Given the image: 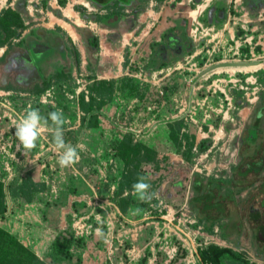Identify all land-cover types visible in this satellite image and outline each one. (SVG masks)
<instances>
[{
  "label": "rangeland",
  "instance_id": "obj_1",
  "mask_svg": "<svg viewBox=\"0 0 264 264\" xmlns=\"http://www.w3.org/2000/svg\"><path fill=\"white\" fill-rule=\"evenodd\" d=\"M2 1L0 12L7 8L20 10L25 27L0 46V61L9 49L23 50L31 38L40 39L37 43L49 49L33 48L30 57L19 59L21 68L31 71L25 85L16 82L19 73L15 70L6 75L7 86L0 82V178H15L20 183L31 170L30 178L38 185L28 203L9 199L10 210L0 217V225L47 264H76L78 257L80 264H203L208 261L203 252L212 246L229 248L230 253L222 257L226 264H264L263 256L249 243L245 225L229 237L223 236L219 223L207 230L197 214H201L203 203L192 199L197 177L203 182L215 178V199L225 210L219 222L226 223L227 215L236 207L242 222L248 219L252 201L247 199V192L257 188L259 177L252 172L246 175V185L234 199L221 198L217 187L222 184L224 192L233 191V184L226 183L231 177H241L239 168L246 170L242 164L250 162L248 157L241 161L239 153L243 135L264 93V6L256 14L243 0H228L217 9L212 6L213 11H225L222 19L212 10L206 14L207 21L202 18L205 27L214 25L215 30L204 33L201 27L197 29L198 21L187 23L185 31L192 50L156 69L148 66L153 43L161 41L164 29L176 24L179 18L174 16L179 11L175 9L182 0H148L136 20L129 9L123 11L129 16L114 27L91 24V19L84 18V14L94 12L85 0H41L33 14L28 10V0ZM198 1L193 0L192 6ZM58 3L73 10L69 18L76 29L71 35L50 26L51 33L64 40L67 61L57 48V39L48 43L41 33L43 23L49 20L43 17ZM75 12L80 13L81 23L76 22ZM55 15L64 14L59 10ZM84 29L99 37L97 63L96 54L90 53L84 43ZM222 62L254 64L222 66L201 74ZM100 80L112 84L105 89L99 113L88 123L90 115L81 106L82 97L89 100L91 87ZM100 101L98 98L96 104ZM30 106L44 117L63 111L68 121L64 139L77 146L78 163L60 167L51 131L43 132L31 151L20 146L14 125ZM172 121L178 123V133L169 126ZM48 127H54L50 120ZM125 140L155 149L156 160L144 162L142 168L155 164L161 168L160 174L147 182L151 191L158 193V199L142 203L130 183L121 189L127 164L122 156L114 155V148ZM204 145L207 148L203 149ZM70 176L84 180L90 191L66 196ZM181 179L182 193L175 194V185ZM248 185L252 187L246 188ZM74 201L82 204V213L73 210ZM164 205L173 207L167 218L159 212ZM136 208L141 211L133 214L130 209ZM97 228L103 235L96 233ZM61 231L80 239L79 244L70 247L71 256L54 246Z\"/></svg>",
  "mask_w": 264,
  "mask_h": 264
},
{
  "label": "trees",
  "instance_id": "obj_2",
  "mask_svg": "<svg viewBox=\"0 0 264 264\" xmlns=\"http://www.w3.org/2000/svg\"><path fill=\"white\" fill-rule=\"evenodd\" d=\"M89 1L94 7H96V12H91L89 14H84L83 16L86 19L94 20L97 23H101L104 25H108L111 27H114L117 22L121 19H125L129 16V14L124 13L126 8H131L133 11V15L135 16V20L138 18V13L144 8V5L147 3L148 0H87ZM245 5L249 8L250 12L252 14L258 13L259 9L264 6L259 4L257 1L250 5L248 2L246 4V1L244 2ZM107 10L106 13L101 14L100 10ZM187 25V21L184 18H179L176 20V24L174 26H171L167 28L162 36L161 41H156L153 43V50L151 54V58L149 60V67L152 68H161L164 65H167L174 59H178L181 56H183L186 52H190L193 48L192 43L187 38V33L185 31ZM25 27L24 20L22 18L21 12L18 9H12L7 8L0 12V46H3L6 44L13 36L18 35V29H23ZM83 40L84 43L87 46V50L92 53L96 54V57H94L95 62L97 63L100 59V56L98 55V49H99V37L94 34L89 29H84ZM46 39L48 43H50L51 39H57V48L61 52V55H63V59L67 61L65 58L66 56L64 54L65 50L64 48L65 43L63 38L56 34L53 35L48 30H42L41 32ZM40 39L38 38H31L28 40L27 44L24 46L23 50H17L15 48L9 49L6 51L5 55L2 57L0 61V82L3 86H7L6 83V75L9 72H12L13 70L17 71L19 73V80H16L21 86L25 85V77H29L31 74L30 70L22 69L19 65V59L21 57H30L31 55V49L36 47L37 42H39ZM33 42L31 48L29 47V44ZM52 46V45H51ZM35 49H49V47H36ZM76 55L78 57V51L75 48ZM34 71H32L33 73ZM27 74V75H26ZM108 80H100L98 82H95V84L91 87L92 91L89 100H86L85 97H82L81 106L84 109V111L90 115L88 123L91 122L92 118L98 114V109L104 104V99L106 95V90L108 89L109 85ZM112 84V83H111ZM37 85V84H36ZM38 86V85H37ZM94 91H97V94H94ZM101 100L99 102V105L96 104V102ZM262 99L264 101V93L262 95ZM42 111V110H41ZM259 124V120L255 122V125ZM169 126L172 128V132H179L180 128L178 126L177 122H169ZM207 148V145L203 146V149ZM114 155H120L122 156L127 164V172L125 173L121 189L124 188V185L126 183H130V187L137 181V179L140 176H144L146 178V182L152 181L154 179L153 177L156 176V174L159 173L161 168L158 166V164H155L152 168L146 166L142 168V165L144 162H150L156 160V151L154 148L148 146L147 144H144L142 142H135L130 143L127 142V140L121 142L116 148H114ZM28 175L25 176L22 179V182L17 183L15 178L5 181L0 178V217L3 218L7 215V213L10 210V204L9 199L12 200L13 203L22 201L24 203L30 202L35 192L38 190L37 183H34L33 180H31V170H27ZM238 173L241 177L236 179H229L226 184H233V191L227 190L223 191L222 184H219L217 189L219 190V194L221 198H232L234 199L236 193H239L244 187L245 181L244 175L245 173L241 170H238ZM160 174V173H159ZM158 174V175H159ZM196 179V178H195ZM197 180H201L199 177H197ZM196 181V180H195ZM194 181V182H195ZM216 181L215 178H210L207 180V182H213ZM225 183V182H222ZM196 187H198L197 182L193 183ZM184 185V180H179L175 187V194L182 193V187ZM90 189L88 188L87 184L82 180L81 178H78L77 176H70L69 182L67 184L66 188V196L72 194V195H79L82 193L89 192ZM197 195H202L200 193V189H198ZM200 203H203V206H206L207 200L205 197L201 198ZM146 203V202H142ZM193 200H191V206L193 208H196V204ZM237 204V203H236ZM73 210L79 214L82 213V204L80 202L74 201L73 204ZM206 209V210H205ZM123 211H126L125 208H123ZM207 207L203 210H201V214L199 216L200 221H205V228L207 230H212L214 227V224L218 221V219H221L224 215V208L223 205L220 203L219 206V212L220 216L217 218L213 216V214H207L206 213ZM232 220L234 222L232 223V226L235 227L236 223L240 222V212L239 209L237 211H232ZM203 214V215H202ZM231 226V227H232ZM224 229V227H222ZM225 231V230H224ZM223 231V236L227 237V232ZM80 243L79 238H75L72 234H69L68 232L61 231L55 241L54 246L56 247L58 252H65L67 256H71L70 253V247L74 246L76 244ZM184 253V252H183ZM230 253L229 248L225 247H217L212 246L208 247L206 250H204V258L208 261L213 262L214 264L217 263H223L222 257ZM81 259L78 257L77 263L80 264ZM0 264H47L32 248L25 245L14 233L11 231L5 229L0 225Z\"/></svg>",
  "mask_w": 264,
  "mask_h": 264
},
{
  "label": "flooded vegetation",
  "instance_id": "obj_3",
  "mask_svg": "<svg viewBox=\"0 0 264 264\" xmlns=\"http://www.w3.org/2000/svg\"><path fill=\"white\" fill-rule=\"evenodd\" d=\"M258 2L261 5H264V0H246L250 5H253L255 2ZM258 114H260L258 116ZM259 120V124L255 125V122ZM251 129L254 133H251ZM264 101L261 99L259 107L256 109L255 116H253L246 132L242 138V147L239 155L241 156V161L244 158H250V162H243L242 167L246 166V170L239 168V170L245 173V179L248 180L249 173H253L255 176L259 177L255 183H259L257 188H253L252 185H248L246 188L252 187L253 192L248 190L247 199L252 201L248 207V219L245 221V232L249 234V243L253 248H256V253H260L264 258V196H259L264 194ZM247 163V164H246ZM248 165V166H247ZM211 177H208L210 179ZM232 179H236L231 177ZM195 181V180H194ZM198 184L196 187L193 184L195 190V196L192 199L200 200L202 197H205L207 200L206 206L207 210L219 204V200L216 201V196L214 195V190L212 188L213 182H203L202 180H196L194 183ZM204 186V187H203ZM201 187H203L201 189ZM198 189L202 195H197ZM254 190L257 192L255 193ZM191 201V200H190ZM202 207L201 210L204 209ZM206 210V209H205ZM199 211V210H198ZM199 214V212H197ZM225 223V222H224ZM243 230V229H241ZM233 234H238L237 231H233ZM261 249V250H260Z\"/></svg>",
  "mask_w": 264,
  "mask_h": 264
},
{
  "label": "clouds",
  "instance_id": "obj_4",
  "mask_svg": "<svg viewBox=\"0 0 264 264\" xmlns=\"http://www.w3.org/2000/svg\"><path fill=\"white\" fill-rule=\"evenodd\" d=\"M260 114H258L259 116ZM51 121L54 127L49 128ZM68 123L62 110L53 111L47 117L41 115L39 109L29 107L25 115L15 123V137L24 150L31 151L37 146L41 134L51 131L53 134L52 148L58 155V164L61 168H68L79 162L77 146L67 143L64 139V125ZM133 193L141 202H151L158 199V193L151 191V185L144 176H140L132 185ZM133 214H138L141 209H130ZM96 233L103 235L102 229L97 228Z\"/></svg>",
  "mask_w": 264,
  "mask_h": 264
},
{
  "label": "crops",
  "instance_id": "obj_5",
  "mask_svg": "<svg viewBox=\"0 0 264 264\" xmlns=\"http://www.w3.org/2000/svg\"><path fill=\"white\" fill-rule=\"evenodd\" d=\"M85 1L87 3H84V4L86 6L88 5L89 6V9H92V11H94V12L97 11L96 7H94L89 1H87V0H85ZM192 1L193 0H182L181 1V6L179 5L177 7V9H175V10L179 11V14H177L178 16L176 15L174 17L175 18H184V19H186L187 23H189V24L190 23H194L195 21H198L199 24H203L204 25L202 18L207 21L206 14H207V12L209 10H212V9H210L212 6L216 7V9H217L218 6H221L223 3L226 5V3L228 2V0H199L195 4V6L193 7L192 4H191ZM245 1L246 0H243V3ZM246 4H247V2H246ZM53 6H54L53 7L54 10H51V11L49 10L48 11V15H46V17H43V18H49L48 21H45L43 23V25H44V28L43 29H45V30H48L49 29L48 31L49 32H52L51 31L52 27H50V26H54V28H57V26H58V27H60L64 31L67 30V32L69 34H71V35H73L72 33H74V32L76 33V29H74L72 23H70V18H69V15L71 13H73V10H71L67 6H65V8H64L59 3H58L57 6H55V5H53ZM129 9H131V8H126L125 11H128ZM59 10L63 12V14H64L63 17H60L58 15H55V12H57ZM99 12L101 14H104V13L107 12V10L104 9V10H100ZM212 12L215 15H218L220 19H222L223 17H225V11L222 10V9H218V10H214V11L212 10ZM75 13H77V16H76V14H73V15H74L75 18L77 17V19H78V20L76 19L77 20L76 22L81 23L82 22V19L80 17V13L79 12H75ZM146 15L147 14H145L144 17L147 18ZM144 17H142V21H143V18ZM216 19L217 18L214 17L213 18V21H216ZM162 20L166 21L165 19H162ZM90 22H91V24H93V22L94 23H97L94 20L93 21L91 20ZM174 25H175V23H172L167 28H169L171 26H174ZM213 27H215V26L213 25ZM166 29H164L162 31V33L160 34L161 36H162L163 32ZM200 200L202 201V199H200ZM200 200H199V202H200ZM216 206H220V203L218 205H216ZM216 206H215V208H216ZM212 208L214 209V207H212ZM212 208H211V210L208 209V211H206V213L207 214H212L213 213V216L216 217V218L218 216H220V212L218 211L219 208L215 212L212 211ZM236 211H237V207H236ZM216 212H217V214H216ZM199 215L200 214H198V216ZM224 215H225V213H224ZM224 215H223V217H221V219L224 218ZM232 219H233L232 218V213L230 212L229 215H227V222L226 223H221V222H219L220 219H218V221L214 225H216V224L219 223L218 224V227L219 228L220 227L221 228L224 227V229L222 228V230L223 231L225 230L227 232V237H229L230 235L233 234L232 233L233 231H237V233H239L241 231L242 227L245 225V221L243 220L244 222H242V220H241L240 222L236 223V226L235 227H233L232 226V223L234 222V220H232Z\"/></svg>",
  "mask_w": 264,
  "mask_h": 264
},
{
  "label": "built area",
  "instance_id": "obj_6",
  "mask_svg": "<svg viewBox=\"0 0 264 264\" xmlns=\"http://www.w3.org/2000/svg\"><path fill=\"white\" fill-rule=\"evenodd\" d=\"M5 2H7V0H5ZM40 2H41V0H28V10H29V12L33 14L35 9H36L35 5L39 4ZM40 10H41V12H43L42 8H40L39 11ZM200 27L202 28L204 33L205 32L206 33H210V31H214L215 30V27H212V26L211 27H205L203 24H199L197 29H199ZM166 208H167V210H165ZM165 211L167 213H165ZM172 211H173V207L170 206V205H164V207L159 208L160 216L163 217V218H167L168 216H170ZM213 242L218 243V240H213ZM172 250L175 251L176 248H173ZM203 264H214V263L211 262V261H207V262H204Z\"/></svg>",
  "mask_w": 264,
  "mask_h": 264
},
{
  "label": "water",
  "instance_id": "obj_7",
  "mask_svg": "<svg viewBox=\"0 0 264 264\" xmlns=\"http://www.w3.org/2000/svg\"><path fill=\"white\" fill-rule=\"evenodd\" d=\"M42 47V48H45L46 46H42V44H40V43H37L36 44V47ZM35 47V48H36ZM48 47V46H47ZM251 64H254V62H222V63H217V64H215V65H212V66H210V67H208V68H206V69H204L202 72H201V74H205L206 72H209V71H211V70H213V69H215V68H217V67H222V66H231V65H234V66H241V65H251Z\"/></svg>",
  "mask_w": 264,
  "mask_h": 264
}]
</instances>
